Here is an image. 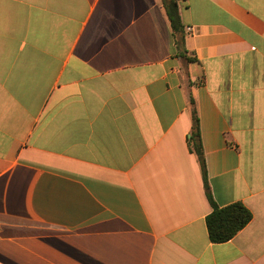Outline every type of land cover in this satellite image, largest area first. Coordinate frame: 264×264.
<instances>
[{
	"label": "crops",
	"instance_id": "obj_1",
	"mask_svg": "<svg viewBox=\"0 0 264 264\" xmlns=\"http://www.w3.org/2000/svg\"><path fill=\"white\" fill-rule=\"evenodd\" d=\"M176 4L0 0V264H264V0Z\"/></svg>",
	"mask_w": 264,
	"mask_h": 264
},
{
	"label": "trees",
	"instance_id": "obj_2",
	"mask_svg": "<svg viewBox=\"0 0 264 264\" xmlns=\"http://www.w3.org/2000/svg\"><path fill=\"white\" fill-rule=\"evenodd\" d=\"M161 1L169 21L172 37L177 49V55L187 63L194 61L186 56V51L184 50L183 28L176 0ZM188 87L190 88V85H188ZM187 106L191 117L188 147L196 156L204 188L206 190V196L212 208L211 213L206 217L208 237L211 243H224L231 240L238 232H240L250 222L252 215L240 203H234L222 208H219L214 204L207 185L206 168L200 142L199 118L195 98L190 89L187 92Z\"/></svg>",
	"mask_w": 264,
	"mask_h": 264
},
{
	"label": "built area",
	"instance_id": "obj_3",
	"mask_svg": "<svg viewBox=\"0 0 264 264\" xmlns=\"http://www.w3.org/2000/svg\"><path fill=\"white\" fill-rule=\"evenodd\" d=\"M186 32H187V33H190V32H192V29H191V28H187V29H186Z\"/></svg>",
	"mask_w": 264,
	"mask_h": 264
}]
</instances>
